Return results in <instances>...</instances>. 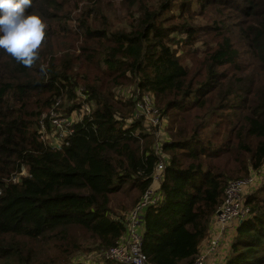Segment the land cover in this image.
Instances as JSON below:
<instances>
[{
  "label": "trees",
  "instance_id": "1",
  "mask_svg": "<svg viewBox=\"0 0 264 264\" xmlns=\"http://www.w3.org/2000/svg\"><path fill=\"white\" fill-rule=\"evenodd\" d=\"M115 4L128 27L113 28ZM33 9L47 25L36 63L0 49V264H86L71 261L78 249L123 236L157 161L140 121H125L134 89L153 93L168 118L143 251L149 264H193L227 182L264 167V0H32ZM197 13L208 22L193 25ZM124 86L134 88L127 99L116 94ZM79 89L96 107L50 147L38 121L64 93L77 108ZM245 202L251 215L222 264H264V177Z\"/></svg>",
  "mask_w": 264,
  "mask_h": 264
},
{
  "label": "built area",
  "instance_id": "2",
  "mask_svg": "<svg viewBox=\"0 0 264 264\" xmlns=\"http://www.w3.org/2000/svg\"><path fill=\"white\" fill-rule=\"evenodd\" d=\"M129 88L131 89L129 92L122 95L117 94L118 97L129 98L134 89ZM78 94L77 101L81 99L79 105L69 114L62 113L59 108H56L61 103V100L58 99L52 109L41 115L38 121L39 137L50 147L60 149L66 145L69 136L74 131L73 125L94 109L92 102L85 101V94L79 92ZM133 98L134 110L125 121L127 124L140 121V131L153 135L151 147L157 156V161L152 174V183L143 192L138 203L125 214V233L123 236L115 245L97 251L95 260L91 263L85 261L86 264H97L104 260L117 264H149L148 257L142 248V217L148 206L157 204L159 201V187L167 163V156L162 151V144L169 139L166 131L168 118L155 104L153 93L145 92L138 95L134 89ZM136 132L139 130L137 129ZM25 174V170L22 169L19 175ZM263 177L264 167L248 177L227 182L223 201L209 224L213 233L207 239L206 247L204 249L199 248L193 264H222L225 261L223 256L226 257L234 237L233 233L225 230L236 227L251 215V207L245 202V197L262 184ZM17 178L18 176H13V181H16ZM222 235L225 240H222L221 243ZM222 245L227 249L224 254L223 249L221 250ZM221 253L222 257L220 256Z\"/></svg>",
  "mask_w": 264,
  "mask_h": 264
},
{
  "label": "clouds",
  "instance_id": "3",
  "mask_svg": "<svg viewBox=\"0 0 264 264\" xmlns=\"http://www.w3.org/2000/svg\"><path fill=\"white\" fill-rule=\"evenodd\" d=\"M32 8V0H0V49L19 64L32 67L39 59L47 25L42 14Z\"/></svg>",
  "mask_w": 264,
  "mask_h": 264
},
{
  "label": "rangeland",
  "instance_id": "4",
  "mask_svg": "<svg viewBox=\"0 0 264 264\" xmlns=\"http://www.w3.org/2000/svg\"><path fill=\"white\" fill-rule=\"evenodd\" d=\"M195 5L192 6L193 9H195L197 7ZM114 7H116L115 10L109 9L107 11L108 17H109V19L113 25V28L128 27L127 19L125 17V12L123 10L119 9V8H121V5L115 4ZM209 14L212 15L211 13H209ZM190 22L193 25H203V24L207 23L208 21L205 17H203L197 13L195 16H193V18H192V20H190ZM72 24H74V21L72 22ZM180 35H182V34H180ZM197 36H199L198 38L200 40H198L194 44L193 47L198 49V52H200L199 55H202L203 45H202L201 39H203V40L206 39L205 38L206 35H204L202 32H199V34ZM207 38H208V36H207ZM183 60H185L184 61L185 63L191 64L189 58H185V56H183ZM130 90L131 89L127 86L119 87L118 89H116V94H119V95L126 94ZM78 92L83 93L82 90H80V89L78 90ZM78 97H79V94H78ZM74 102H75L74 95L69 96L67 93H64L62 100H61L62 105L60 106L59 111L62 113H65V114H69L71 105ZM94 107H96V106H94ZM144 134L150 136L152 138V141H153V135L147 134L146 132ZM122 200H124L123 196H119V197L115 198L113 201V206L115 205L116 206L115 208L119 209L120 208L119 203H121ZM118 211H119V214H121V215L125 212L123 209H119ZM97 251H99V250H96L94 248V246L92 245V243L86 244V245L82 246V248L78 249V251H76L72 255L71 261H78V262H81V261L85 262L86 261L88 263H91L92 261L95 260V253Z\"/></svg>",
  "mask_w": 264,
  "mask_h": 264
},
{
  "label": "crops",
  "instance_id": "5",
  "mask_svg": "<svg viewBox=\"0 0 264 264\" xmlns=\"http://www.w3.org/2000/svg\"><path fill=\"white\" fill-rule=\"evenodd\" d=\"M228 230H229V231H228ZM228 230H225V231H227V232H231V233L235 234V226L229 228ZM212 233H213V230H212V228L209 227V232H208L207 236H206L205 238H203L202 241H201L200 244H199V248H200V249H204V248L206 247V245H207V239L209 238V236L212 235ZM220 235H221V234H220ZM222 240H225V238L223 239V235H222V238H221V243H222ZM222 249H223V254H224V252H226L227 249H226L223 245L221 246V250H222ZM224 250H225V251H224ZM220 256L222 257V253L220 254ZM223 258H224V260H225V257H224V256H223Z\"/></svg>",
  "mask_w": 264,
  "mask_h": 264
}]
</instances>
